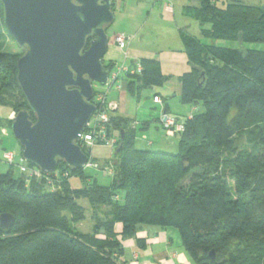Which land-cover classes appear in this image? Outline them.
Returning <instances> with one entry per match:
<instances>
[{"label": "trees", "instance_id": "16d2710c", "mask_svg": "<svg viewBox=\"0 0 264 264\" xmlns=\"http://www.w3.org/2000/svg\"><path fill=\"white\" fill-rule=\"evenodd\" d=\"M187 15L198 22L200 38L181 33L192 70L180 78V103L195 110L180 122L162 101L158 104L159 125L165 113L183 126L166 134L176 139L177 151L138 149L139 125L113 112L107 134L117 135L116 149L120 144L122 149H115L108 166L109 186L62 163L57 171H68L69 181L54 173L50 181L20 171L19 177L10 171L0 175V214L15 218L11 228L0 229V264H118L121 241L144 227L177 231L192 264H264V7L202 0ZM7 37L0 3V106L17 113L27 110L17 82L22 51L7 52ZM215 41L239 47H219ZM130 66L134 74L121 78L130 81L131 91L135 85L163 86L157 61ZM6 122L0 120V127L10 129L11 120ZM75 176L82 187L71 186ZM80 200L91 208L87 234L76 228L87 219Z\"/></svg>", "mask_w": 264, "mask_h": 264}, {"label": "water", "instance_id": "95a60500", "mask_svg": "<svg viewBox=\"0 0 264 264\" xmlns=\"http://www.w3.org/2000/svg\"><path fill=\"white\" fill-rule=\"evenodd\" d=\"M0 3L6 34L22 51L17 82L27 110L15 113L10 126L21 158L42 173H53L59 163L70 172L83 170L89 157L79 140L96 111L94 86H104L109 77L103 59L110 41L107 31L115 18L114 1ZM121 149L122 144L116 153ZM14 221L12 214H0V229L8 230Z\"/></svg>", "mask_w": 264, "mask_h": 264}, {"label": "crops", "instance_id": "0c3cea01", "mask_svg": "<svg viewBox=\"0 0 264 264\" xmlns=\"http://www.w3.org/2000/svg\"><path fill=\"white\" fill-rule=\"evenodd\" d=\"M113 1L114 14L117 13V8L118 10L122 9V4L123 7L127 5L130 7L132 2L133 4L136 2L132 10L140 12V20L135 23L134 17L130 16L129 18L132 21L128 20L126 22L127 25H124L123 28L121 27L117 30V34H127L128 37H131V40L123 51L119 50L117 47L116 49L120 51V53H123V63L130 64L131 62H138L141 60H154L160 64V70L164 82L163 86L159 89L164 91L163 93L166 99L164 100L161 98V95L157 93L153 95V98L157 96L169 113L173 100H178L180 103V78L192 70L184 52L181 33L185 31L192 37L200 38L199 24L187 15V10L189 8H199L202 0H172L171 6L165 3L154 4L150 0ZM240 1L247 6L264 7V0ZM143 15L144 17L142 18ZM112 40L113 38L109 41L108 50L110 45L113 44ZM116 63H118V59H116L114 53V56L109 57L108 62H104V65L112 64L114 66ZM129 82V80L121 78L119 81V88H117V86L110 88L107 100L117 106V109L113 114L114 116L135 122L140 126V130L136 135L135 146L138 149H146L149 145L153 146V143L140 141L139 135L144 136V133L149 132L150 124L147 120L142 121L140 117H133V114H131L129 110L130 108H133L134 115L136 116V112L141 109L140 106L143 104L142 100H140V92L146 89H148V92H153L154 88L138 89L139 85H135L134 90L131 91L129 88ZM123 84L126 86L127 91L132 95L131 97L127 98V93L122 89ZM111 89L112 91L115 90L116 95L115 97L109 98V93L112 92ZM134 94L138 96L137 101H135ZM152 105L154 108L157 106L161 107V105L154 103ZM182 106H184L182 110L186 113L188 111V109L186 110V107L190 105ZM194 110L195 108L192 106V110H190L189 114H185L187 116L184 115L185 118L189 117ZM173 117L181 121L177 118L179 117L178 115ZM137 121H142V124ZM0 134L7 137L11 134V131L6 127H0ZM167 139H169L170 144L173 145L171 140H175V138L167 137ZM159 145L161 146V144ZM165 145L167 144H162V147H165ZM97 146L103 147H97L100 148L97 150H95L96 146L88 149L90 152L89 163L82 171L86 177L95 179L99 185L106 187L111 184V175L108 174L105 169L108 166L113 165L115 152H113L112 149H115L116 147L104 145ZM82 202H85L82 206L86 209V213H88L86 216L88 217L90 224L87 228L83 229V223L85 221L80 223L79 231L87 234L91 232L92 228L91 213L87 212L89 210L88 208H90L88 207L87 201L83 200ZM117 230H119V226L117 227ZM121 245L123 250L122 255L119 257L118 264H192L181 246L177 231L172 229L162 230L157 227H144L138 231L134 238L122 240Z\"/></svg>", "mask_w": 264, "mask_h": 264}, {"label": "rangeland", "instance_id": "374dc122", "mask_svg": "<svg viewBox=\"0 0 264 264\" xmlns=\"http://www.w3.org/2000/svg\"><path fill=\"white\" fill-rule=\"evenodd\" d=\"M136 4V2L133 4V2L130 4L131 6L129 7L124 6L122 4V9L118 10L117 8V13L114 14L115 18L114 21L112 23V25L109 27L107 34L110 37V39H112L114 37V35H122L125 37H128L127 34H117V30L120 29L121 27L123 28L124 25H127L126 22L128 20H131L129 17L133 16L134 17V21L135 23L137 21L140 20V12L137 11H133L132 8L133 6ZM144 17V15L142 16V18ZM132 21V20H131ZM6 45H5V50L7 52L10 53H20L21 51L19 50V48L17 47L16 43L11 40L10 38H6L5 40ZM215 45L219 46V47H224V48H238L239 45L236 42H230V41H215ZM115 53L116 59H118V63H116L115 66H119L123 63V53L120 51H118L116 49L115 45H110L108 52L106 53V55L104 56V62L107 63L109 57H113ZM121 55V56H119ZM114 70V69H112ZM104 87H99L97 86L96 89L98 90H103ZM123 91H125L127 93V98L131 97L132 95L127 91L126 86L123 84L122 86ZM146 90H143L140 92L141 99L143 104L140 106V110L136 112V116L134 115V111L133 108H130V113L133 114V117L139 118L143 120H147L148 123L150 124V128H149V132L144 133L142 135H139V140L140 141H144L145 143L148 142H152L153 143V147H151V150H163L166 152H172L175 153L177 151V142L176 139L175 140H171L173 142V145L170 144V140L167 139L166 136V132L159 126V124L157 123L158 118L161 116L162 113V108L157 106V107H153V103H152V98L154 94H160L161 98H163L164 100L166 99L165 95H164V91L160 90L159 88H154L153 92H148ZM112 91V89H111ZM114 91V92H113ZM111 93H109V98L110 97H115V90H113ZM109 92V91H108ZM135 96V101H137V95L134 94ZM171 97V96H170ZM141 102V103H142ZM184 108V106H182L178 100H173V102L171 103V107L169 109V115L171 116H175L178 115L181 121H183L185 119V116H187L190 112V110H192V106H187L186 110L188 109V111L186 113H184L185 111L182 110ZM187 114V115H185ZM15 113H13V111L8 108V107H2L0 106V120L2 121V123H7L6 121H9L13 119ZM185 115V116H184ZM142 121H137L140 124H142ZM180 121V122H181ZM140 130V126L139 128L136 130L137 134ZM165 139V140H164ZM161 144V146L159 145ZM162 144H167L165 145V147H162ZM138 146V145H137ZM97 147H103V146H97L95 150L100 149ZM116 149V148H115ZM115 149H112L113 152H115ZM12 153L14 154L13 158H14V166L9 165L8 163L5 162V160L3 159V155L4 153ZM21 149L17 143V141L13 138L12 134H9L7 137H4L0 134V175L2 174H6L8 171L12 172L14 177H19L21 176V173L19 172V166L22 164L21 159L20 158V153ZM5 153V154H7ZM85 153H87L88 155H90L88 149L85 151ZM23 160V159H22ZM23 164H26L23 161ZM105 178V177H102ZM71 186L74 188H79L82 186V182L80 181V179L75 176L71 179ZM103 182V181H100ZM83 200H80V205H83L85 202H82ZM89 207V204H88ZM89 210L87 212L91 213V208H88ZM88 213H86L87 215ZM90 224V221L88 220V217L86 219V221L83 223V229L87 228ZM76 228L78 230H80V226L77 225Z\"/></svg>", "mask_w": 264, "mask_h": 264}, {"label": "built area", "instance_id": "2783aa9c", "mask_svg": "<svg viewBox=\"0 0 264 264\" xmlns=\"http://www.w3.org/2000/svg\"><path fill=\"white\" fill-rule=\"evenodd\" d=\"M152 3H165L167 5L172 4V0H150ZM131 37H125L122 35H114L112 43L115 45L119 50L123 51L127 44L130 42ZM114 70L109 72V77L107 83L104 86L96 85L94 86V96L92 99V103L96 107L95 113L91 116L88 121L87 127L83 135L81 136L79 143L81 147L85 149L93 148L96 145H104L110 147H116L118 144V136L111 135L108 136L107 134V127L110 120V114L113 113L117 106L112 103L108 102L107 95L108 91L111 87L117 86L119 88V81L120 78L126 74H134L135 69L130 66L128 63H123L119 66H113ZM137 72L140 71V66H136ZM104 87L103 90H98L96 87ZM153 103L161 104V100L158 97L153 98ZM137 123L133 127H135ZM160 125L162 129L166 132L168 136H172L174 133L182 131L183 126L181 124H177L176 120L172 117L163 114L160 120ZM14 154L7 153L4 154V160L9 165H14ZM22 164L19 166L20 172L28 178H35V179H45L46 181H50L49 173H42L40 170L34 167H28L26 164H23V160H21ZM88 165V164H87ZM108 174L112 175V168L108 167L105 169ZM53 177H59L61 179L70 180V175L68 171L60 172L54 171ZM50 179V180H49ZM53 189V188H52Z\"/></svg>", "mask_w": 264, "mask_h": 264}]
</instances>
